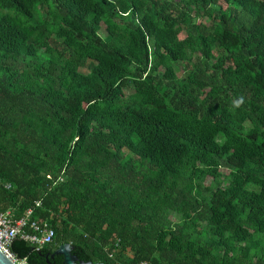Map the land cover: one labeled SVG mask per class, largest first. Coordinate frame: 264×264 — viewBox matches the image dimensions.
I'll return each mask as SVG.
<instances>
[{"label":"trees","instance_id":"1","mask_svg":"<svg viewBox=\"0 0 264 264\" xmlns=\"http://www.w3.org/2000/svg\"><path fill=\"white\" fill-rule=\"evenodd\" d=\"M29 209L30 264H264V0H0V213Z\"/></svg>","mask_w":264,"mask_h":264},{"label":"built area","instance_id":"2","mask_svg":"<svg viewBox=\"0 0 264 264\" xmlns=\"http://www.w3.org/2000/svg\"><path fill=\"white\" fill-rule=\"evenodd\" d=\"M55 230L47 222L32 219V209L20 217L15 218L11 210L0 213V249L15 262H20L11 251V246L18 238L28 240L38 249L53 242ZM113 257V254H110ZM139 264H150L141 262Z\"/></svg>","mask_w":264,"mask_h":264},{"label":"water","instance_id":"3","mask_svg":"<svg viewBox=\"0 0 264 264\" xmlns=\"http://www.w3.org/2000/svg\"><path fill=\"white\" fill-rule=\"evenodd\" d=\"M73 248L70 243H63L58 246L55 253L62 254L64 257L63 264H107L105 262L79 261V258L73 254ZM0 264H30L26 261L15 262L0 249Z\"/></svg>","mask_w":264,"mask_h":264},{"label":"rangeland","instance_id":"4","mask_svg":"<svg viewBox=\"0 0 264 264\" xmlns=\"http://www.w3.org/2000/svg\"><path fill=\"white\" fill-rule=\"evenodd\" d=\"M199 20V19H198ZM200 20L203 22V23H205V24H207V25H212V22H211V20H209L208 18H206V17H200ZM105 27V25L103 26V28ZM102 32H103V30H102ZM181 36H185V33L183 32L182 34H181ZM177 71L179 72V74H180V76H183V75H185V73H184V71L182 70V67H183V64L181 63L180 65H177ZM83 71H86V69H83ZM130 92V90H127L126 91V93L128 94ZM222 171H223V173H227L228 171L226 170V169H222ZM213 178L212 177H210V176H208L207 178H206V180H205V184L206 185H209V184H211L213 181ZM171 218H173L174 220H176L177 219V216L175 215V214H171Z\"/></svg>","mask_w":264,"mask_h":264},{"label":"flooded vegetation","instance_id":"5","mask_svg":"<svg viewBox=\"0 0 264 264\" xmlns=\"http://www.w3.org/2000/svg\"><path fill=\"white\" fill-rule=\"evenodd\" d=\"M59 245H61V244H59ZM59 245H58V246H59ZM58 246H57V247H51L47 253H41V258H43V257L48 258L49 255H50V257H51L54 261H57V259H58V260H60V261L62 262V264H63V261H64V257H63V255H62V254L55 253V251L58 249Z\"/></svg>","mask_w":264,"mask_h":264},{"label":"clouds","instance_id":"6","mask_svg":"<svg viewBox=\"0 0 264 264\" xmlns=\"http://www.w3.org/2000/svg\"><path fill=\"white\" fill-rule=\"evenodd\" d=\"M244 103V98L240 97L239 99L234 101V107H240Z\"/></svg>","mask_w":264,"mask_h":264}]
</instances>
